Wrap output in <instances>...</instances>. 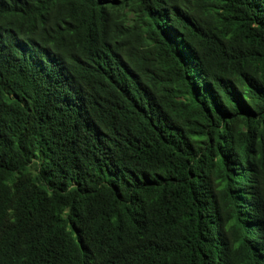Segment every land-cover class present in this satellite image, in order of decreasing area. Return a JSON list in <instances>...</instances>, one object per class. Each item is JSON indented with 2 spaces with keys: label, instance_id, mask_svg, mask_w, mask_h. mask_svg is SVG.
<instances>
[{
  "label": "trees",
  "instance_id": "1",
  "mask_svg": "<svg viewBox=\"0 0 264 264\" xmlns=\"http://www.w3.org/2000/svg\"><path fill=\"white\" fill-rule=\"evenodd\" d=\"M0 264H264V0H0Z\"/></svg>",
  "mask_w": 264,
  "mask_h": 264
}]
</instances>
